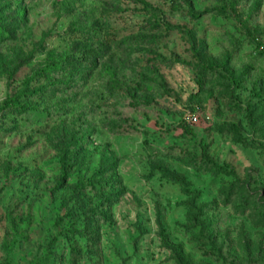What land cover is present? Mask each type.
Here are the masks:
<instances>
[{"label": "rangeland", "instance_id": "374dc122", "mask_svg": "<svg viewBox=\"0 0 264 264\" xmlns=\"http://www.w3.org/2000/svg\"><path fill=\"white\" fill-rule=\"evenodd\" d=\"M0 264H264V0H0Z\"/></svg>", "mask_w": 264, "mask_h": 264}, {"label": "built area", "instance_id": "2783aa9c", "mask_svg": "<svg viewBox=\"0 0 264 264\" xmlns=\"http://www.w3.org/2000/svg\"><path fill=\"white\" fill-rule=\"evenodd\" d=\"M189 121H190V122H193V123H196V122L199 121V117H198L196 114H191V115L189 116Z\"/></svg>", "mask_w": 264, "mask_h": 264}, {"label": "trees", "instance_id": "16d2710c", "mask_svg": "<svg viewBox=\"0 0 264 264\" xmlns=\"http://www.w3.org/2000/svg\"><path fill=\"white\" fill-rule=\"evenodd\" d=\"M186 129H187L188 131H190L188 127H186Z\"/></svg>", "mask_w": 264, "mask_h": 264}]
</instances>
